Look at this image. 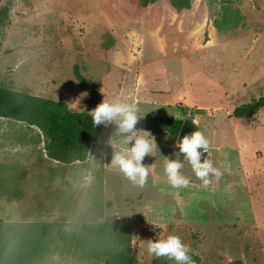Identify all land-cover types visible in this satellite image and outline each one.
<instances>
[{
    "label": "rangeland",
    "instance_id": "1",
    "mask_svg": "<svg viewBox=\"0 0 264 264\" xmlns=\"http://www.w3.org/2000/svg\"><path fill=\"white\" fill-rule=\"evenodd\" d=\"M229 1L242 20L219 34L206 0L181 12L170 0H0V8L11 4L1 88L74 112L118 97L135 103L140 119L194 118L221 171L205 187L157 127L137 131L156 144L138 186L111 163L131 146L126 134L103 133L85 163L66 165L48 158L39 130L0 118V221L52 225L47 264H92L87 250H74L89 226L104 224L130 226L131 264H175L147 251V241L169 234L188 245L193 264H264V106L251 118L233 116L264 96V0ZM165 159L183 163L186 187L169 185Z\"/></svg>",
    "mask_w": 264,
    "mask_h": 264
},
{
    "label": "trees",
    "instance_id": "2",
    "mask_svg": "<svg viewBox=\"0 0 264 264\" xmlns=\"http://www.w3.org/2000/svg\"><path fill=\"white\" fill-rule=\"evenodd\" d=\"M146 7L159 0H137ZM209 7V19L219 34H227L237 27L241 13L233 8L229 0H206ZM172 7L181 12L191 8V0H170ZM218 9V11H217ZM11 4L0 8V46L3 28L8 23ZM217 11V15L214 14ZM79 82L84 79L76 69ZM264 106V96L260 99ZM255 113L251 105L238 107L233 116L238 119L251 118ZM0 118L25 123L34 127L44 138L46 155L52 161L70 165L88 160L92 145L103 133L117 130L115 123L94 124L89 113L74 112L62 101L32 96L0 87ZM162 125L161 132L177 139L183 120L165 117L155 120ZM57 237L52 225L45 223L6 224L0 221V264H47L52 253V245ZM74 256L86 250L92 264H131V230L128 224L89 226L86 236L78 241ZM192 261L198 259L190 254ZM161 261V260H160ZM160 264H166L160 262Z\"/></svg>",
    "mask_w": 264,
    "mask_h": 264
},
{
    "label": "clouds",
    "instance_id": "3",
    "mask_svg": "<svg viewBox=\"0 0 264 264\" xmlns=\"http://www.w3.org/2000/svg\"><path fill=\"white\" fill-rule=\"evenodd\" d=\"M94 124L115 123L119 133L126 134L124 143L131 142V146L123 152H116L112 157V165L117 167L124 176L133 184L143 186L148 177V169L142 161L146 155H150L156 148L154 138L147 132L137 133L134 128L141 117L137 105L127 100L115 98L100 102L89 113ZM180 153L184 154V161L190 164L195 176L207 187L210 177H220L221 171L213 166V163L201 157L209 148L208 138L199 130L186 134L177 142ZM183 163L177 160L164 161V173L168 183L173 188L186 187L189 179L181 173ZM147 251L157 258L167 257L174 260L175 264H193L188 245L182 242L175 234H169L158 240L147 241Z\"/></svg>",
    "mask_w": 264,
    "mask_h": 264
},
{
    "label": "water",
    "instance_id": "4",
    "mask_svg": "<svg viewBox=\"0 0 264 264\" xmlns=\"http://www.w3.org/2000/svg\"><path fill=\"white\" fill-rule=\"evenodd\" d=\"M263 105L262 103L259 101L257 102L255 105L252 106V110H256V109H259V108H262ZM157 127H162V125H158L157 122L153 121V120H150V119H139L137 124L135 125V128L134 130L137 132V131H143V130H151V129H154V128H157ZM196 130H200L199 126H198V123L197 121L194 119V118H188L186 120L183 121V125L181 127V130H180V133L176 139V144L177 142L182 139V137L186 134H190L191 132L193 131H196ZM207 156V159L209 157V153H205L201 159L203 160L204 157Z\"/></svg>",
    "mask_w": 264,
    "mask_h": 264
},
{
    "label": "crops",
    "instance_id": "5",
    "mask_svg": "<svg viewBox=\"0 0 264 264\" xmlns=\"http://www.w3.org/2000/svg\"><path fill=\"white\" fill-rule=\"evenodd\" d=\"M176 11V10H175ZM209 156H210V154H209ZM209 158V157H208Z\"/></svg>",
    "mask_w": 264,
    "mask_h": 264
},
{
    "label": "flooded vegetation",
    "instance_id": "6",
    "mask_svg": "<svg viewBox=\"0 0 264 264\" xmlns=\"http://www.w3.org/2000/svg\"><path fill=\"white\" fill-rule=\"evenodd\" d=\"M159 125V124H158Z\"/></svg>",
    "mask_w": 264,
    "mask_h": 264
}]
</instances>
